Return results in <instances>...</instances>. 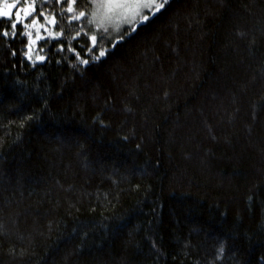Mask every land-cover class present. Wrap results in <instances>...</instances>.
<instances>
[{
	"label": "trees",
	"instance_id": "16d2710c",
	"mask_svg": "<svg viewBox=\"0 0 264 264\" xmlns=\"http://www.w3.org/2000/svg\"><path fill=\"white\" fill-rule=\"evenodd\" d=\"M68 7L0 16V264H264V0H170L100 60Z\"/></svg>",
	"mask_w": 264,
	"mask_h": 264
},
{
	"label": "snow or ice",
	"instance_id": "6c2138e0",
	"mask_svg": "<svg viewBox=\"0 0 264 264\" xmlns=\"http://www.w3.org/2000/svg\"><path fill=\"white\" fill-rule=\"evenodd\" d=\"M3 2V0H0ZM27 2V0H25ZM34 3L35 0H32ZM57 3H61L62 0H56ZM69 7L67 11L69 13H73V5H77L78 15L74 14L71 18L74 20H79L80 18H84L88 21V24H95L96 28L100 30V35H90L88 36L89 40L91 41L92 47L89 48V54L92 55L94 60H100L101 58L105 57L108 54L109 49L105 48L101 44V40L104 38V34H108L109 36V43L112 47H115L117 44L122 42L127 35H131L133 32L137 30L136 27L133 25L139 26L140 24L149 22L152 17L158 15L169 3L170 0H87V3L83 4L82 6L78 4V0H66ZM17 0H13V4L9 5V9H11ZM114 4H123L126 6L124 14L121 15V20L125 24H127L126 29H121L119 25H115V32L116 35L113 37L111 32L109 31L110 26L112 25V20L114 16ZM81 7L85 10H79ZM24 15L28 16L29 10L24 9ZM38 15L42 16L43 13H38ZM0 16L8 17L10 16V11H4L0 9ZM16 19H20L19 12L16 13ZM52 24H56L55 18L50 21ZM36 21L33 20V24ZM11 27L13 30L16 29L17 23L13 21L11 23ZM81 32H83V28L79 32H77L76 36L79 37ZM3 35L8 36L9 32L4 31ZM12 35H16L15 31L12 32ZM57 35H60L59 33ZM85 35H88L85 33ZM75 39V37L73 38ZM71 40H69V51H72L74 54L77 55V58L80 59L81 63L87 64L89 60L82 59L79 56V53L76 52V49L71 47ZM83 47V46H82ZM15 54V53H13ZM27 55V53H26ZM42 59V58H41ZM32 117H28L31 119ZM225 251V246L223 243L220 244L217 250V258L219 259Z\"/></svg>",
	"mask_w": 264,
	"mask_h": 264
},
{
	"label": "rangeland",
	"instance_id": "374dc122",
	"mask_svg": "<svg viewBox=\"0 0 264 264\" xmlns=\"http://www.w3.org/2000/svg\"><path fill=\"white\" fill-rule=\"evenodd\" d=\"M9 5L8 3H5V9L4 11H9ZM2 7H0V9H2ZM113 9H114V16H113V20H112V25L110 26L109 28V31L112 32V33H115V25H119L120 28H123L124 26H127V24H125L124 22H122L121 20V15L124 14L125 12V9H126V6L123 5V4H114L113 5ZM35 27H36V24H33ZM31 46V45H30ZM29 46V49H28V52H27V57H30V54L32 53L33 56H36L37 53L35 52V46L32 45V51L30 52V47ZM31 58V57H30ZM41 60V58H40ZM40 60H37V61H40ZM36 61V60H34Z\"/></svg>",
	"mask_w": 264,
	"mask_h": 264
}]
</instances>
